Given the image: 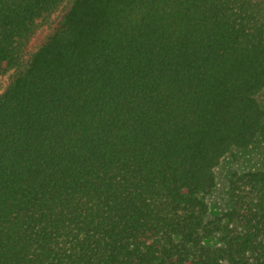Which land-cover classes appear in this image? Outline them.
<instances>
[{
  "label": "trees",
  "instance_id": "trees-1",
  "mask_svg": "<svg viewBox=\"0 0 264 264\" xmlns=\"http://www.w3.org/2000/svg\"><path fill=\"white\" fill-rule=\"evenodd\" d=\"M65 1L0 0V264H264V0H70L24 61Z\"/></svg>",
  "mask_w": 264,
  "mask_h": 264
},
{
  "label": "rangeland",
  "instance_id": "rangeland-1",
  "mask_svg": "<svg viewBox=\"0 0 264 264\" xmlns=\"http://www.w3.org/2000/svg\"><path fill=\"white\" fill-rule=\"evenodd\" d=\"M70 0L65 1L53 14H51L43 25H41L38 30L33 34L30 38L29 42L27 43L25 54H24V61H26L29 55L37 49V47L45 40L48 34L51 32L53 26L61 17L63 12L68 8ZM15 73L14 69H11L0 76V93L6 88L8 83L10 82L11 78ZM224 165L218 169V173L221 179V182L224 181L222 177L224 176ZM221 193L219 194L217 200L222 201L224 198V186H220Z\"/></svg>",
  "mask_w": 264,
  "mask_h": 264
}]
</instances>
